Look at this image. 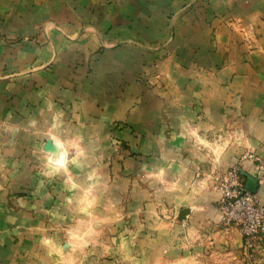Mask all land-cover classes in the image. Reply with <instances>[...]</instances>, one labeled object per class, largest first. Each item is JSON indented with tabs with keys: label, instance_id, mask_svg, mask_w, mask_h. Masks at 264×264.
Instances as JSON below:
<instances>
[{
	"label": "crops",
	"instance_id": "1",
	"mask_svg": "<svg viewBox=\"0 0 264 264\" xmlns=\"http://www.w3.org/2000/svg\"><path fill=\"white\" fill-rule=\"evenodd\" d=\"M259 165L264 0H0V264H264Z\"/></svg>",
	"mask_w": 264,
	"mask_h": 264
},
{
	"label": "built area",
	"instance_id": "2",
	"mask_svg": "<svg viewBox=\"0 0 264 264\" xmlns=\"http://www.w3.org/2000/svg\"><path fill=\"white\" fill-rule=\"evenodd\" d=\"M246 158L257 161L253 155ZM263 170L262 166L257 167V171ZM216 187L221 193L217 206L220 222L237 228L245 251L252 256L263 230L264 207L259 205L256 194L245 190L237 167H231L224 177L216 180Z\"/></svg>",
	"mask_w": 264,
	"mask_h": 264
},
{
	"label": "water",
	"instance_id": "3",
	"mask_svg": "<svg viewBox=\"0 0 264 264\" xmlns=\"http://www.w3.org/2000/svg\"><path fill=\"white\" fill-rule=\"evenodd\" d=\"M46 150H48L49 152L53 153L52 151H55V147L52 145L51 141L47 142V145L45 147ZM245 177L246 183H245V190L251 194H255L256 192V185L257 182L255 179L247 176V175H243ZM187 211H182L180 213V219L184 218V216L186 215Z\"/></svg>",
	"mask_w": 264,
	"mask_h": 264
},
{
	"label": "clouds",
	"instance_id": "4",
	"mask_svg": "<svg viewBox=\"0 0 264 264\" xmlns=\"http://www.w3.org/2000/svg\"><path fill=\"white\" fill-rule=\"evenodd\" d=\"M64 160H65V156L62 155V156H60L59 161H57V163L63 165Z\"/></svg>",
	"mask_w": 264,
	"mask_h": 264
}]
</instances>
